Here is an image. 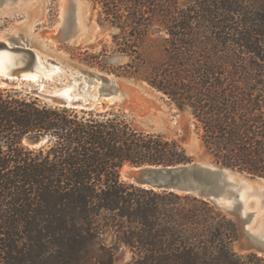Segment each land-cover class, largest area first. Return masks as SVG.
Instances as JSON below:
<instances>
[{
	"label": "trees",
	"instance_id": "trees-1",
	"mask_svg": "<svg viewBox=\"0 0 264 264\" xmlns=\"http://www.w3.org/2000/svg\"><path fill=\"white\" fill-rule=\"evenodd\" d=\"M92 1L128 57L114 73L187 111L213 163L264 178V0ZM192 161L121 113L0 86V264H118L122 248L123 264H264L233 249L237 224L212 202L120 177Z\"/></svg>",
	"mask_w": 264,
	"mask_h": 264
},
{
	"label": "rangeland",
	"instance_id": "rangeland-1",
	"mask_svg": "<svg viewBox=\"0 0 264 264\" xmlns=\"http://www.w3.org/2000/svg\"><path fill=\"white\" fill-rule=\"evenodd\" d=\"M98 16L99 8L92 0H0V40L34 49L41 56V65L44 67L46 66L43 59H52L48 65L59 67L62 73L58 77L43 82L46 89H52L53 86L58 88L70 83L77 87L80 81L86 83L84 75L79 72L80 69L97 70L113 76L116 79L118 91L113 92L116 94L107 95L118 98L107 104L105 108L100 107L94 111L111 110L121 113L137 129L161 133L181 141L186 153L191 156L192 162L213 163L200 139L201 129L187 111H179L166 97L145 82L117 76L114 73V68L124 64L128 57L118 52L113 42L112 35L117 32V29L108 24L101 25L97 21ZM159 35L165 34L161 32ZM102 50H105V54L95 58L94 56L103 53ZM85 60L96 61L105 68L90 66ZM75 76L80 77L74 79ZM38 81L35 84H38ZM137 81H140V84ZM98 86L99 82L91 85L94 93H99ZM17 90L28 94L23 90ZM100 92L104 95L106 90L102 87ZM41 143L31 142L29 145L38 147ZM129 169L127 165L123 166L120 171L121 179L127 180L124 173ZM241 174L246 178V184L254 187L250 188V194H252L250 197L254 196V198L246 201L248 212H253L251 227L263 229L264 180L246 173ZM256 183H259L262 191H256ZM224 212L235 220L239 236L237 218L227 211ZM237 242L238 237L232 247L239 254L255 252L264 258V254L257 250L259 244L250 241L251 249L241 250L237 247ZM129 258L128 251L122 248L117 257V263L123 264Z\"/></svg>",
	"mask_w": 264,
	"mask_h": 264
},
{
	"label": "water",
	"instance_id": "water-1",
	"mask_svg": "<svg viewBox=\"0 0 264 264\" xmlns=\"http://www.w3.org/2000/svg\"><path fill=\"white\" fill-rule=\"evenodd\" d=\"M68 37V36H66ZM7 50L13 54H20L22 64L12 69V72L7 77H0V86L12 89H20L28 94L37 97L49 104L70 107L80 110H94L97 108H105L107 104L112 102L104 101L103 99L81 102V97L77 99L66 100L59 93H51L44 91V87H39L35 84L37 81L27 80L21 77L23 72H32L34 65L37 62L35 55L30 48L11 47L0 41V51ZM79 70V69H78ZM87 87L78 90L83 94H91L93 89L91 85L99 82L98 92L100 88H104L108 93L116 94L117 84L112 81L109 74L97 70L80 69ZM80 76L76 77L79 78ZM125 79V78H124ZM140 84V81H137ZM82 83L79 84V86ZM75 90H72L74 92ZM116 92V93H113ZM114 102V101H113ZM130 169L125 171V178L142 187H148L156 190H169L178 193L193 194L203 199L212 202L221 210L227 211L237 218L240 233L238 236L237 247L241 250L251 249L250 241L259 244L257 250L264 254V230H251L249 223L253 212L244 210V201L240 196L243 189L242 182L238 181L233 174L242 175L240 172L231 168L207 162H191L179 164L175 166H130ZM263 179L262 177H258Z\"/></svg>",
	"mask_w": 264,
	"mask_h": 264
},
{
	"label": "bare ground",
	"instance_id": "bare-ground-1",
	"mask_svg": "<svg viewBox=\"0 0 264 264\" xmlns=\"http://www.w3.org/2000/svg\"><path fill=\"white\" fill-rule=\"evenodd\" d=\"M0 41L4 42L6 45L11 46V47L30 48V47L22 45V44H17L16 45L14 43H7V41H5V40H0ZM31 51L35 55V58L37 59V62L34 65V68H33L32 72H29V71L23 72V73L20 74V76L26 78L27 80H31V81H38L39 79H41L40 81H38V84L40 83L39 87H44L45 88V85H44L43 82H45L46 80H51L53 77H58L62 72H61L59 67L48 65V62H50V61L52 62V59H50V58H48L46 60L43 59V63L45 64V66L47 68L44 67L43 65H41V63H42L41 62V56H39V54H37L34 49H31ZM21 54L22 53L13 54L12 52H9L7 50H1L0 51V77L9 76L11 74L13 68H15L16 66H20L22 64V58H21L22 55ZM47 57H49V56H47ZM76 77H78V76H75L74 79H76ZM109 77L116 84V79L113 76H111V75H109ZM71 82L73 83L72 80H71ZM80 83H82V84L79 86ZM86 87H87L86 83H83V81H80L77 84V87L71 85V83H70V84L62 85V86H60L58 88H55L54 86L52 87V89L51 88H49V89L45 88L44 91L51 92L53 94L60 92V95L62 97H64L66 100L77 99V98L81 97V102L82 103L88 102V101H92L91 103H94L97 100H100V98H102L104 101H107V102H113V101H115L118 98L117 97L115 99L114 97H111L110 95H107V92L104 95L99 94V93H94V90H93V92L91 94H86L85 96H83V94H80V93L77 92L78 90H82V89H84ZM72 90H75V91L72 92ZM108 94H111V93H108ZM233 176L238 181L242 182V184H243V189L240 192V196H241V198L244 201V205H243L244 208L243 209L247 210L248 204L246 203V201L249 198H254V196L250 197V196H252V194H250V192H251L250 188L252 189L253 186H251V187L248 186V184H246L247 183L246 182V178H244L242 175L233 174ZM248 180L249 179H247V181ZM256 185H257L256 186V189H257L256 191H262L261 187H259V183H256ZM263 190H264V187H263ZM256 194L258 196H260L259 193H256ZM250 223H249V228L251 230H259L260 232L262 230H264V227H263V229L262 228H259V229L252 228Z\"/></svg>",
	"mask_w": 264,
	"mask_h": 264
}]
</instances>
